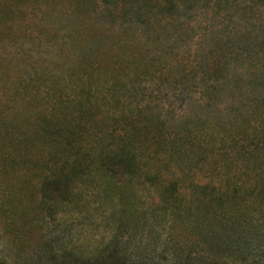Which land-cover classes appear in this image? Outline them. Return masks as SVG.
<instances>
[{
	"label": "rangeland",
	"instance_id": "rangeland-1",
	"mask_svg": "<svg viewBox=\"0 0 264 264\" xmlns=\"http://www.w3.org/2000/svg\"><path fill=\"white\" fill-rule=\"evenodd\" d=\"M104 4H117L118 9V4L163 2L0 0V66L25 76L41 67L68 72L71 59L87 45L98 49L109 41L122 43L124 36L134 38L149 63L166 51L197 66L218 41L233 56L219 80L204 82L196 68L195 76L178 70L165 81L154 76L128 83L126 112L129 116L158 114L169 126L193 134L202 131L201 120L221 127L256 121L253 109L261 104L255 101L261 88L260 77L255 75L260 71L251 58H261L264 64V0H244L226 10L178 3L172 16L156 15L149 21H139L132 13L110 16ZM77 40L87 45H78ZM154 132L153 126L142 129L144 146L150 149L138 155L134 173L123 175L121 171L115 182L96 172L78 176L72 199L66 202L57 191L51 200L40 192L42 175L52 169L48 167L51 154L46 138L39 134L14 143L10 136L0 134V262L50 264L42 252L57 255L63 248L74 247L85 256L113 242L130 262L166 264L169 255L162 250L171 231L179 237L195 232L192 225L204 211L198 185L225 184L227 180L229 190L234 184L243 193L254 184L251 161L243 160L236 148L194 146L169 158L167 150L152 153ZM54 169L61 171L58 165ZM63 169L77 171L72 166ZM155 175L158 179H146ZM170 182L176 183V191L162 200ZM245 209L242 222L253 228L234 230L228 240L242 250L256 251L264 242V225L256 219L264 205Z\"/></svg>",
	"mask_w": 264,
	"mask_h": 264
},
{
	"label": "trees",
	"instance_id": "trees-1",
	"mask_svg": "<svg viewBox=\"0 0 264 264\" xmlns=\"http://www.w3.org/2000/svg\"><path fill=\"white\" fill-rule=\"evenodd\" d=\"M211 1L215 4H209ZM162 2L118 4V9H115L117 4H104V8L116 18L132 13L139 21L146 18L149 21L156 15L172 16L178 3L189 8L213 5L226 10L231 4H241L244 0ZM261 42L264 44V38ZM76 44L87 45L84 40H77ZM119 49H125V52L119 53ZM232 59L226 44L217 41L197 66L174 52L166 51L151 58L149 63L134 38L124 36L122 43L109 41L98 49L92 44L87 45L76 59H71L68 72L55 73L48 67H41L25 76L17 70L0 66V134L10 136L14 143L39 134L46 138L51 154L48 167L52 169L42 175L40 192L44 199L51 200L57 191L63 202L72 199L74 181L78 176L96 172L115 182L121 171L123 175L134 173L138 155L150 149L143 142L142 129L146 126H153L156 131L150 141L152 153L167 150L169 158L194 146L221 150L236 148L243 160L251 161L254 184L243 193L234 184L229 190L231 182L227 180L225 184L198 185L197 196L204 202V211L192 225L195 232L187 231L184 237H179L171 231L162 251L169 255L166 264H264V242L254 251L242 250L228 240L234 230L253 228L242 222V210L252 205L253 208L264 205V64L261 58H251L253 66L260 71V76H255L260 77L257 83L262 89L261 95L259 93L255 99L261 104L253 109V117L258 122L244 120L240 125L221 127L201 120L202 131L193 134L189 129L180 132L169 126L158 114L129 116L126 112L128 83L154 76L165 81L175 77L178 70L195 76L196 68L204 82L217 81L227 71ZM8 126L10 129H6ZM61 147H64L62 151ZM202 158L204 160L206 156ZM56 165L61 171L54 169ZM66 166L81 172L64 171ZM146 179L151 182L158 177ZM171 191H176L175 182L165 188L162 200L169 199ZM256 219L264 225L263 209L259 210ZM42 254L48 255L50 264H151L130 262L122 248L113 242L85 256L78 254L74 247L63 248L57 255L47 251Z\"/></svg>",
	"mask_w": 264,
	"mask_h": 264
}]
</instances>
